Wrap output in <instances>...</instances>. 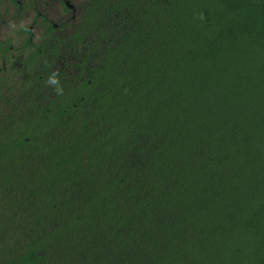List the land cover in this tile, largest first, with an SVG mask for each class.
<instances>
[{"label":"trees","instance_id":"1","mask_svg":"<svg viewBox=\"0 0 264 264\" xmlns=\"http://www.w3.org/2000/svg\"><path fill=\"white\" fill-rule=\"evenodd\" d=\"M0 41V264H264V0H90Z\"/></svg>","mask_w":264,"mask_h":264},{"label":"rangeland","instance_id":"2","mask_svg":"<svg viewBox=\"0 0 264 264\" xmlns=\"http://www.w3.org/2000/svg\"><path fill=\"white\" fill-rule=\"evenodd\" d=\"M0 8V40L11 37L15 50H21L26 38V26H31L32 38L42 34V17L56 23L75 24L83 6L90 0H18L15 7L10 0H2Z\"/></svg>","mask_w":264,"mask_h":264},{"label":"flooded vegetation","instance_id":"3","mask_svg":"<svg viewBox=\"0 0 264 264\" xmlns=\"http://www.w3.org/2000/svg\"><path fill=\"white\" fill-rule=\"evenodd\" d=\"M10 2L11 3H13V5L15 6V7H18V5H19V2H18V0H10ZM2 4H3V1L2 0H0V8L2 7ZM32 31V30H31ZM8 38H10L11 39V41H12V44H13V40H12V38L11 37H7V38H5V39H3V40H0V41H4V40H6V39H8ZM12 48H13V51L15 52V49H14V47L12 46Z\"/></svg>","mask_w":264,"mask_h":264}]
</instances>
